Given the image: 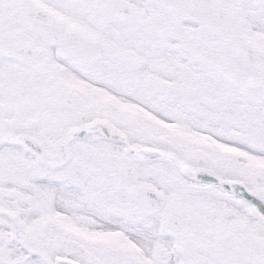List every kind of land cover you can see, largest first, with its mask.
<instances>
[{"label":"snow or ice","instance_id":"6c2138e0","mask_svg":"<svg viewBox=\"0 0 264 264\" xmlns=\"http://www.w3.org/2000/svg\"><path fill=\"white\" fill-rule=\"evenodd\" d=\"M0 264H264V0H0Z\"/></svg>","mask_w":264,"mask_h":264}]
</instances>
